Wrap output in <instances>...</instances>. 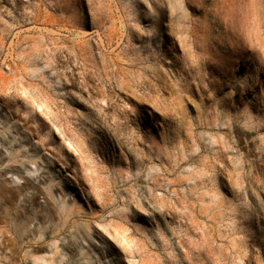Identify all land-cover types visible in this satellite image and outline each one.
I'll return each instance as SVG.
<instances>
[{
  "label": "rangeland",
  "instance_id": "obj_1",
  "mask_svg": "<svg viewBox=\"0 0 264 264\" xmlns=\"http://www.w3.org/2000/svg\"><path fill=\"white\" fill-rule=\"evenodd\" d=\"M0 264H264V0H0Z\"/></svg>",
  "mask_w": 264,
  "mask_h": 264
},
{
  "label": "bare ground",
  "instance_id": "obj_2",
  "mask_svg": "<svg viewBox=\"0 0 264 264\" xmlns=\"http://www.w3.org/2000/svg\"><path fill=\"white\" fill-rule=\"evenodd\" d=\"M138 177V176H137ZM209 236V235H208ZM196 259V258H195Z\"/></svg>",
  "mask_w": 264,
  "mask_h": 264
}]
</instances>
